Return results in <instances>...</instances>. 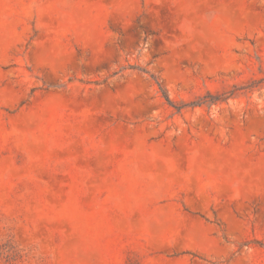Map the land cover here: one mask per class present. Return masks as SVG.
<instances>
[{
    "label": "rangeland",
    "instance_id": "rangeland-1",
    "mask_svg": "<svg viewBox=\"0 0 264 264\" xmlns=\"http://www.w3.org/2000/svg\"><path fill=\"white\" fill-rule=\"evenodd\" d=\"M0 264H264V0H0Z\"/></svg>",
    "mask_w": 264,
    "mask_h": 264
}]
</instances>
